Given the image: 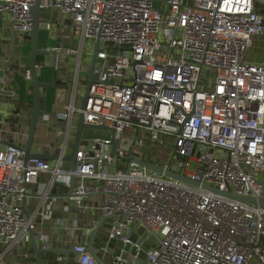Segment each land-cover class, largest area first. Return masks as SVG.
Masks as SVG:
<instances>
[{
  "label": "built area",
  "instance_id": "1",
  "mask_svg": "<svg viewBox=\"0 0 264 264\" xmlns=\"http://www.w3.org/2000/svg\"><path fill=\"white\" fill-rule=\"evenodd\" d=\"M35 2L0 0V13L10 15L12 28L23 38L33 29ZM262 3L51 0L46 4L72 20L64 44L44 49L72 57L73 78L60 89L67 95L64 110L40 117L39 124L50 129L44 135L36 133L32 147V153L55 159H27L28 128H16L14 93L0 78V89L7 91L0 93V264L17 246L32 244L29 230L47 211L45 200L58 182L70 186L73 174L75 185L69 196L77 208L88 209L92 196L103 195L100 209L108 231L105 246L97 252L102 258L108 255L113 264L128 262L131 253L122 248L113 261L105 244L110 239L130 243L137 259L145 250L146 264H264V205L135 163L127 170L126 159L131 152L143 158L145 149L167 145L158 143L165 136L173 142L172 149L167 145L166 160L157 164L240 197H264ZM85 51L91 52L89 59L84 58ZM95 54L93 82L87 90ZM53 60L62 68L69 64L58 54ZM26 75L30 79L28 71ZM66 79L65 75L61 80ZM80 116L102 131L114 129L116 152L112 139L82 140L73 170L72 163L64 166V162L71 154L73 126ZM121 160L126 163L119 168ZM29 194L37 198L31 213L25 205ZM141 227L145 232L131 241L130 235ZM146 234L157 240L150 244ZM36 238L41 244L49 241ZM52 245H73L77 264H98L85 235L70 232Z\"/></svg>",
  "mask_w": 264,
  "mask_h": 264
},
{
  "label": "crops",
  "instance_id": "2",
  "mask_svg": "<svg viewBox=\"0 0 264 264\" xmlns=\"http://www.w3.org/2000/svg\"><path fill=\"white\" fill-rule=\"evenodd\" d=\"M49 0L43 1L41 5V18L49 23L47 28L40 29L39 47L47 48L64 44L68 37L71 25V18L50 8ZM15 34L16 39L13 45L12 37ZM29 47L28 52L26 47ZM29 51L30 35L22 37L14 31L11 24V18L8 13H0V61L6 69L9 82L5 79V87L13 90L14 95L11 98L14 107L18 110L19 115L13 118L16 128L19 130L28 128L30 112L33 105V87L31 79L27 78L29 69ZM58 54L60 61L64 58L66 64L63 68L61 64H56L53 58ZM42 55L39 60L43 62L38 67L39 79L42 81L53 82L47 88V111L60 113L64 110L67 101V95L62 92L61 87L71 84L73 65L72 57H66L61 52ZM6 59L9 61L6 62ZM58 65V66H57ZM15 66L14 68H12ZM63 66V65H62ZM62 68L63 70H61ZM70 70V71H69ZM66 75V80H61ZM15 77V80H13ZM5 101H10L7 96ZM70 160L64 162V166H69ZM43 177V179H46ZM70 187L62 182H58L53 188V195L45 200L47 211L42 216L35 218L33 230H29V238L36 234L44 239L55 241V238L62 237L70 232H77L87 237L89 243L92 234L99 224V232L95 239V249H102L105 236L108 231V221L105 219L100 209L103 195H95L89 199L91 207L88 209L77 208L70 196L68 195ZM37 198L28 195L25 200L26 210L29 213L34 209ZM76 227L78 230H76ZM27 249V250H26ZM28 253V254H26ZM100 254V253H99ZM104 260L108 261V255H103ZM42 264H77L76 253L69 252L66 255H57L52 252H43L40 254ZM108 259V260H107ZM5 264H38L35 260V253L31 241H25L23 244L13 249L7 256Z\"/></svg>",
  "mask_w": 264,
  "mask_h": 264
},
{
  "label": "water",
  "instance_id": "3",
  "mask_svg": "<svg viewBox=\"0 0 264 264\" xmlns=\"http://www.w3.org/2000/svg\"><path fill=\"white\" fill-rule=\"evenodd\" d=\"M41 2L42 0H36L35 4L33 5V7L31 8V11L33 13V29L30 32V51H29V69L28 72L30 74V79L32 82V87H33V105H32V109L30 112V118H29V125H28V130H27V139H26V146H25V151H26V157L31 158V157H41L44 159H55L56 156H46L43 154H38V153H32V147L33 144L35 143L36 140V133L38 131V125H39V120L40 117L46 113H51V111H47L46 107H47V88L50 85H53V82H48V81H42L39 79V75H38V67H41L43 65V62L41 60L38 59L39 56L42 55H47L49 54L48 51L46 49H43L41 47H39V41H40V29L42 28H47V23L42 21L41 18ZM51 0H49L48 3H50ZM15 39L16 36L15 34L12 37V41H13V45L15 43ZM99 50V41H97L96 43V52ZM95 63H96V54L93 56V60L92 63L90 64V74H89V79L87 82V90L89 89L91 83L93 82V70L95 67ZM1 61H0V78H3V80H7V82H9V78L7 77V73H6V69L1 65ZM15 66H13L12 68H14ZM15 80V77L14 79ZM0 93H7V91H4L2 89H0ZM84 106V102L83 105ZM2 119V115L0 113V120ZM54 121L55 124L58 125L59 124V119L57 118V116H54ZM76 128H75V133H74V144L72 146V152L70 155L66 156V160H70L72 163V169L76 170L77 168V152L79 150V146L81 143H83L82 140H84L85 142H87L88 139H93V138H102V139H112V145H113V150L116 152V139L114 137H112V132H114V129H112L111 132H106V131H102L100 130V127L94 124H88L84 122V119L82 116H80L76 123ZM95 129H99V134L94 135V131ZM136 136V133L134 132L132 134V139H134ZM132 139L131 141H129V143H132ZM128 161L127 164V170L130 168L132 163H135L139 166L145 167L149 170L158 172V173H163L166 176L169 177H173L179 180H182L184 182H187L189 184H193L196 186H202L203 188L209 189L211 191H215L217 193L232 197L236 200H240V201H245V202H250L253 204H261L264 205V197L256 200L255 198H250V197H240L237 195H234L232 193V191H223L217 187L208 185V184H204L201 183L197 180H193L190 177L180 174L178 172L175 171H171L168 168H164L163 166L152 162L148 159L145 158H141L139 157V153L136 152H131V154L126 158ZM260 183L262 184V186L264 187V178L260 181ZM75 185V175L73 174L71 176V181H70V191L68 193V195L72 194V190L74 188ZM102 224H99L94 233L91 236V239L88 243V250L94 255V257L96 258L98 264H113L111 261H105L97 252V249H95L94 243H95V239L96 236L99 232L100 226ZM143 232H145L144 227H141L138 232H134L130 235V240L131 241H136L138 234H142ZM32 247L35 253V260L37 261L38 264H42L41 262V257L40 254L43 252H52V253H56L57 255H66L69 252H73L76 253L75 247L73 245H71L70 247H59V246H53L52 245V241H46L45 243L41 244L39 239L36 238V234H32ZM112 242L109 246V243ZM105 244L107 246H109L110 250H111V257L112 260L115 261L117 255H120L122 252V248L125 251H128L129 253L133 254L135 253V248L131 247L130 243L127 244H123L122 241L120 239H111V241L109 242H105ZM142 252V251H141ZM140 252V255H141ZM140 258V257H139ZM122 264H139L136 260L131 261L129 260L128 262H124Z\"/></svg>",
  "mask_w": 264,
  "mask_h": 264
},
{
  "label": "rangeland",
  "instance_id": "4",
  "mask_svg": "<svg viewBox=\"0 0 264 264\" xmlns=\"http://www.w3.org/2000/svg\"><path fill=\"white\" fill-rule=\"evenodd\" d=\"M261 7L264 8V3H262ZM28 49H29V47L27 46L25 52H28ZM102 50H103V48H102ZM90 54H91V52L85 51L84 52V58L89 59ZM81 100H82V97L80 94V97H78V99H77V106L81 103ZM75 128H76V125L74 124L73 130H75ZM49 129L50 128L46 124H39L37 133L40 135H44ZM99 132H100L99 129H95L94 135L99 134ZM72 139H73V135H72ZM164 141H166L167 145L170 147V149H172L173 142L171 141V139L170 138L168 139V137H165V136H161L158 143L163 144ZM71 145L72 144H70V146H69L70 153L72 152V146ZM167 145H165V146L162 145L161 147L160 146H156V147L152 146V148L145 149V152L143 153V158H146V159L149 158L152 162L159 163V164L164 163V161L166 160L167 155L170 151V149L167 148ZM125 163H126L125 161L121 160V161H119L117 167H119V168L123 167ZM194 168H195V162L192 163L190 169H194ZM145 236L148 237V234H146ZM148 238L151 240L150 244L154 243V240H157V238L155 236H151V235H149ZM109 241H111V239ZM111 243L112 242L109 243V246ZM109 246H107V247H109ZM129 260H131V261L136 260L139 264H146V252H145V250H142L140 258H138V259L134 258V255L130 254Z\"/></svg>",
  "mask_w": 264,
  "mask_h": 264
},
{
  "label": "trees",
  "instance_id": "5",
  "mask_svg": "<svg viewBox=\"0 0 264 264\" xmlns=\"http://www.w3.org/2000/svg\"><path fill=\"white\" fill-rule=\"evenodd\" d=\"M41 56H39L38 58H40ZM148 160H150L149 158H148ZM151 161V160H150Z\"/></svg>",
  "mask_w": 264,
  "mask_h": 264
}]
</instances>
